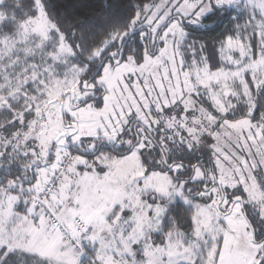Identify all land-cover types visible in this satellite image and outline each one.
I'll return each mask as SVG.
<instances>
[{"label":"rangeland","instance_id":"rangeland-1","mask_svg":"<svg viewBox=\"0 0 264 264\" xmlns=\"http://www.w3.org/2000/svg\"><path fill=\"white\" fill-rule=\"evenodd\" d=\"M36 2L37 15L21 24L17 37L0 40V107L9 98L26 94L24 88L30 83L44 87L47 98L40 107L44 109L45 120L37 126L36 136L45 147L42 153L45 162L50 153L54 154V160L39 171L34 190L39 196L51 179L58 182L44 202L46 208L33 206L27 215L15 210L20 195L5 191L0 200V223L12 219L18 223L27 221L21 225L22 232L32 233L33 242L50 250L62 249L56 252L62 264H79L83 255L78 244L58 236L51 225L53 216L69 227H73L77 218L86 221L98 243L99 258L108 264H195L203 248L208 252L207 264H257L256 255L264 242H256L244 204L252 205L264 216V118L260 123L250 118L230 122L222 115L228 97L237 94L239 83H244L243 89L249 93L246 69H252L257 85L263 82L264 57L252 61L247 45L228 39L222 56L230 68L185 69V61L177 49L186 32L181 20L197 27L207 14L221 8L217 5L230 8L226 0H160L147 5L137 18L151 28L152 46L157 48V54L147 55L140 65L133 59L118 65L108 62L96 83L104 89L101 109L94 101L76 109L72 107L85 103L91 92L80 91L79 77L73 78L78 71H73L71 78H60L59 65L66 64L72 50L66 44H61L56 52L46 50L50 33L56 28L47 17L43 2ZM33 54L43 64L26 62ZM5 60L7 65L3 64ZM6 89L8 93L4 95ZM71 92L76 94L72 105L69 95L63 100V95ZM206 100L213 101L220 111L208 110ZM29 101L34 102L33 97L29 96ZM143 104L147 111L155 108L160 113L155 118L143 119L147 124L163 122L161 131L165 135L173 132V137L190 148L196 143L209 147L217 180L226 192L224 199L216 187L208 191L210 199H204V203L186 196V181L176 180L174 174L165 171L146 172L138 150L111 157L85 154L93 155L98 143L94 140L118 139L127 116L132 109L139 112ZM45 106L50 109L45 111ZM166 107L175 114L168 116ZM60 110L72 118L67 124L75 123L77 130L66 129L60 117L49 115ZM68 138L74 148L83 147L86 156L68 151L65 147ZM257 164L261 167L257 168ZM202 176L198 169L195 178ZM237 190L244 192V196H230ZM199 196L206 197L205 193ZM159 198L197 204L194 229L172 234L165 245L154 242L166 210L157 201ZM117 206L119 213L113 215ZM22 242L21 233L19 243Z\"/></svg>","mask_w":264,"mask_h":264},{"label":"trees","instance_id":"trees-1","mask_svg":"<svg viewBox=\"0 0 264 264\" xmlns=\"http://www.w3.org/2000/svg\"><path fill=\"white\" fill-rule=\"evenodd\" d=\"M41 1L48 19L56 28L50 33L46 50L48 52H56L61 44H66L71 48L72 54L67 57L66 64L59 65L61 70L59 76L61 79L71 78L74 76L72 74L73 71H78L79 74L73 78L77 79L79 77L78 87L82 93L86 91L83 89L86 81L97 83L106 63H111L110 60L106 61L108 55L115 53L118 57L126 41L122 62L133 59L136 64L140 65L146 61L147 55H151L154 52V54H157V48H153L152 44H148L147 40V38H152L151 28L148 25V28L145 29L144 26L147 24L137 17L147 5L155 4L160 0ZM36 7V0L35 2L33 0H3L0 3V14L2 16L0 21V40L6 37H17L21 24L37 15ZM236 15L237 8L235 7H230L229 9L216 7L202 19L201 24L197 27L188 25L184 20H181L186 32L180 42L177 43V49L185 61V69L193 66L194 68L207 66L211 71L230 68L222 56V49L226 41L228 39L239 40L247 45L246 38L242 41L240 36L234 32L238 25L245 23L246 18L236 21L234 19ZM130 34L133 35L129 38ZM34 55H31L26 62L43 64V60L41 61L38 55ZM105 61L106 63L104 64ZM5 62L6 60L3 61V64L7 65L8 63ZM245 84L248 87V94L243 89L242 85L244 83H239L236 89L237 94L228 97L226 110L222 115L224 120L236 122L250 118L245 113L251 112L253 102L264 108V93L258 94L256 89L250 92V84L246 82ZM255 85L258 89L260 85H264V80L261 84L257 85L255 83ZM24 89L26 94L21 93L15 98H9L7 103L0 107V200L3 199L5 191L20 195L19 202L15 208L19 214H25V210L28 214L33 206H36L37 209L46 208L44 202L55 190L58 182L56 178L51 179L47 183L48 185L46 184L41 190L39 196L34 190V186L39 180V171L44 165L53 162L54 154L50 153L49 158L45 162V158L42 156L45 147L43 148L40 139L36 136L38 135L37 126L45 120L44 109L40 105L46 101L47 91L44 90L42 85L37 83H30ZM97 92H99L100 97L89 99L85 103H81L80 106L94 101L95 106L101 109L103 107L104 89L100 87ZM3 93L4 95L7 94L8 90H4ZM67 95L70 97L69 100H72L70 93L63 95V100L66 99ZM29 96L33 97L34 102L29 101ZM48 107L50 109V106H45V111ZM205 107L208 110L218 109L215 103L209 100H206ZM165 113L168 116L175 114L174 111L167 107ZM49 115H52L53 118L60 117L63 125H66L71 118L63 110H60L58 114L52 112ZM153 115L159 116L160 113ZM263 118L264 111L258 109L256 118L252 119V121L260 123ZM154 123L152 122L151 125L154 126ZM33 124L34 127L32 126ZM163 125V122H159L158 135L156 136V141L161 144L162 150L157 152V154L145 151L139 152L146 172H151L155 169L168 172L172 176L174 174L176 180L186 181L184 186L186 196L197 199L201 203L206 202L204 199L210 198L204 188L205 175L210 174V176L213 175L217 178L216 167L211 159L212 154L209 152V147L196 143L193 148H190L185 142H179V139L173 137V132L171 135H165L161 131ZM131 126L132 124H129V132H132ZM126 133L124 131L119 136V142L121 139L128 138V136H125L127 135ZM102 139L99 138L94 140V142L97 143ZM70 140L68 138L65 142V147L69 149L68 151L72 154L87 155L84 154V151L81 152L83 150L81 146V148L76 147L74 149ZM163 143L166 145L164 146ZM123 145L124 143H121L120 151L127 150ZM104 149L105 151H99L87 156L110 155L111 157L130 153L129 151L126 154H115L106 151L107 148ZM198 169H201L203 174L201 179L195 178V173ZM222 191L224 197H226L225 189L222 188ZM201 193H205L206 197L201 198L199 196ZM230 196L243 197L244 192L237 190L236 193ZM158 200L160 204L166 206V210L159 230L155 233L154 242L156 245H165L172 234L188 233L194 229L197 204H186L180 199L168 201L167 199L159 198ZM119 210L120 207L117 206L113 215L118 214ZM244 211L251 228L252 223H255L258 228L261 227V223L257 218L261 216L259 211L246 203L244 204ZM48 213L50 214V211H47ZM52 218L59 219L71 232L70 237L64 239L71 241L75 245L78 244L79 251L83 255V260L79 264H108L98 256V243L91 236V228L89 237L81 240L75 221L73 227H69V224L67 225L60 218L56 216ZM52 218L51 225L53 227ZM261 242H264V240L259 243ZM207 259L208 252L203 248L195 264H207ZM10 264H32V262L28 258L12 257Z\"/></svg>","mask_w":264,"mask_h":264},{"label":"snow or ice","instance_id":"snow-or-ice-1","mask_svg":"<svg viewBox=\"0 0 264 264\" xmlns=\"http://www.w3.org/2000/svg\"><path fill=\"white\" fill-rule=\"evenodd\" d=\"M226 3L230 7L233 4L236 5L237 15L234 17L236 21L246 18L245 23L238 25L234 32L240 36L242 41L246 38L251 60H257L258 56L264 57V0H243V3H241V0H226ZM217 6L223 7V5ZM245 61H248L247 56ZM255 78L257 77L253 74L252 69L245 70V82L250 84V92L256 89L258 94L264 93V85H260L257 89L254 83ZM258 109L264 111V108L253 102L251 112L245 114L249 115L251 119H255ZM260 167L261 165L257 164V168ZM25 215H27L26 210ZM257 218L261 223V227L258 228L255 223H252V229L259 244L261 240H264V216H258ZM26 223L27 221H19L18 223L17 219H12L8 223H0V264H10L12 257L28 258L32 264H62V261L57 259L56 255V252L62 249L50 250L38 242H33L32 233L22 232L21 225ZM21 233L23 242L19 243ZM256 260L257 264H264V246H260Z\"/></svg>","mask_w":264,"mask_h":264},{"label":"flooded vegetation","instance_id":"flooded-vegetation-1","mask_svg":"<svg viewBox=\"0 0 264 264\" xmlns=\"http://www.w3.org/2000/svg\"><path fill=\"white\" fill-rule=\"evenodd\" d=\"M145 29L148 28V26H144ZM148 40V44H152V38H147ZM157 43V42H156ZM158 44V43H157ZM118 57L116 56V59ZM107 60H110L111 63L113 65H115L114 60L111 58H107ZM106 61L104 62V64L106 63ZM107 64V63H106ZM98 81V80H97ZM89 88L87 90V92H91V94H89L90 96L85 97V101L89 100V99H96L98 97H100L99 92H97V90L99 91L100 86L96 85V83L93 82H89ZM102 92V90H101ZM75 99H76V95L74 100H70V103L72 105V103H75ZM84 103V102H83ZM141 106V110L136 111L135 109H132V111L130 112V115L127 116V122L123 125L122 124V131L119 134V136L125 131V133L128 136L127 139H121V143H124V147L127 148V150H122L120 151L119 148L122 147L121 143L119 142V136L118 139H116L114 142L112 141H107L105 139H102L101 141H99L96 144L95 147V151L94 153H98L99 151H105L104 148H107L106 151L108 152H113L115 154H126L130 151V153L138 150L139 152L141 151H145V152H149V153H154L157 154V152H159L160 150H162L161 148V144H158L156 141V136L158 135L157 133V129L159 126V122H155L154 124L156 125H151V124H147L145 122L146 117L152 118V117H157L154 116L153 114H156V110L155 108L151 109L150 111H147V106L146 105H140ZM72 107L74 109H76L75 107L79 108L80 104L76 105H72ZM159 114V113H158ZM152 123V122H151ZM129 124H132L131 129L132 132H129ZM64 127L66 129H69L70 127H73L74 131L76 130L75 124L71 123V124H66L64 125ZM134 138V139H133ZM74 148V147H73ZM75 149V148H74ZM83 152V151H81ZM85 153V152H84ZM85 154L87 155H92V153H88L86 152ZM218 181L216 177L212 176V179L210 178V174L209 175H205V190L206 192H208L210 189L212 188H217L219 189V186L217 184H215V182ZM208 185V187H207Z\"/></svg>","mask_w":264,"mask_h":264},{"label":"built area","instance_id":"built-area-1","mask_svg":"<svg viewBox=\"0 0 264 264\" xmlns=\"http://www.w3.org/2000/svg\"><path fill=\"white\" fill-rule=\"evenodd\" d=\"M52 223H53V227L56 229V231L58 232V235L62 239L70 237L71 232L68 230V228L66 226H64L60 222L59 219L52 218ZM75 223H76L77 231L80 233L79 235L81 237V240L87 239L90 235V227H89L88 223L86 221L80 219V218H77ZM99 264H104V263H99Z\"/></svg>","mask_w":264,"mask_h":264},{"label":"water","instance_id":"water-1","mask_svg":"<svg viewBox=\"0 0 264 264\" xmlns=\"http://www.w3.org/2000/svg\"><path fill=\"white\" fill-rule=\"evenodd\" d=\"M228 9H229V8H228ZM132 35H133V34H130L129 38H130ZM129 38H128V39H129ZM126 43H127V41H126ZM126 43L124 44V46H123V48H122V50H121V52H120V54H119V56H118L117 59H116V56H117V55H116L115 53H112V54H109V55H108L107 58H111V59H113L115 65H118V64L122 63V61H123V54H124V50H125ZM88 85H89V81H86V82L84 83L83 89L87 90V89H88ZM70 94H71V96H72V101H73L74 98H75V94H74V92H71ZM170 167H171V166H170ZM215 184H217V185L219 186V188H220V190H221V193H222V199H224V193H223V191H222V184H221V182H220V181H216ZM238 200L242 201V199H238Z\"/></svg>","mask_w":264,"mask_h":264}]
</instances>
